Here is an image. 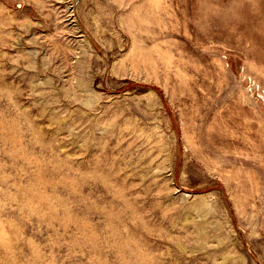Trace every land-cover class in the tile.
I'll list each match as a JSON object with an SVG mask.
<instances>
[{
	"label": "rangeland",
	"instance_id": "rangeland-1",
	"mask_svg": "<svg viewBox=\"0 0 264 264\" xmlns=\"http://www.w3.org/2000/svg\"><path fill=\"white\" fill-rule=\"evenodd\" d=\"M0 264H264V0H0Z\"/></svg>",
	"mask_w": 264,
	"mask_h": 264
}]
</instances>
